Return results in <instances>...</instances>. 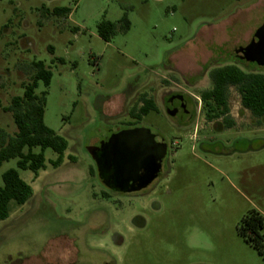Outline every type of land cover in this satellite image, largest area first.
I'll return each mask as SVG.
<instances>
[{"label": "rangeland", "instance_id": "rangeland-1", "mask_svg": "<svg viewBox=\"0 0 264 264\" xmlns=\"http://www.w3.org/2000/svg\"><path fill=\"white\" fill-rule=\"evenodd\" d=\"M58 7L71 16L54 14ZM237 14L245 20L233 21ZM103 19L117 24L109 41L98 34ZM263 22L264 0H0V126L18 130L3 107L23 95L42 60L53 74L36 89L48 92L45 123L68 142L58 167L52 148L37 173L19 169L18 158L0 167V185L15 168L33 189L0 220V264H264L258 236L239 232L244 217L264 215V118L232 88L235 126L226 128L207 120L200 97L213 67L264 72L236 56ZM177 93L197 104L190 127L167 112ZM145 94L158 111L133 117ZM136 128L162 135L167 147L145 197L109 190L108 150L91 151Z\"/></svg>", "mask_w": 264, "mask_h": 264}, {"label": "trees", "instance_id": "trees-1", "mask_svg": "<svg viewBox=\"0 0 264 264\" xmlns=\"http://www.w3.org/2000/svg\"><path fill=\"white\" fill-rule=\"evenodd\" d=\"M72 12L69 7H58L54 14L67 15ZM122 21L125 31L130 28V21L125 13ZM101 38L109 41L117 32V24L103 19L97 25ZM53 51L54 48L50 47ZM240 60V59H238ZM64 62L63 58L59 59ZM257 66L255 63H253ZM34 73L30 80L23 84V95L12 98L11 104L3 107L5 111L13 114L17 131L11 135L0 126V167L5 161L18 158L19 169H30L38 172L45 167V153L47 148H52L58 153V158L53 165L58 167L63 162V155L67 149V140L45 123L47 105V90L41 94L36 92L40 82L46 87L51 83L52 71L42 60L33 61ZM212 82L211 88L201 92V99L208 121L223 119L224 126L230 128L235 125V120L229 115L230 96L232 88H236L241 95V103L245 109L257 118H264V72L260 69H244L237 64H224L213 67L209 71ZM142 105L134 106L131 110L133 117H142L150 111H158V106L152 97L147 94L140 98ZM40 147L41 152H33V148ZM28 149L27 152L25 149ZM3 184L0 185V220L9 216L11 201L19 204L26 202L33 194L32 186L27 183L15 168L8 169L2 175ZM252 219L249 229L244 227L248 217H244L239 232L248 238L252 235L260 237V230L264 227V215Z\"/></svg>", "mask_w": 264, "mask_h": 264}, {"label": "water", "instance_id": "water-1", "mask_svg": "<svg viewBox=\"0 0 264 264\" xmlns=\"http://www.w3.org/2000/svg\"><path fill=\"white\" fill-rule=\"evenodd\" d=\"M237 52L241 54V59L264 66V22L250 43ZM105 140L91 146V151L94 153L102 147L107 148L105 174L110 176L112 188L137 190L149 185L160 173L162 161L167 154L162 135L153 134L146 128H136L120 131L108 144H105Z\"/></svg>", "mask_w": 264, "mask_h": 264}, {"label": "flooded vegetation", "instance_id": "flooded-vegetation-1", "mask_svg": "<svg viewBox=\"0 0 264 264\" xmlns=\"http://www.w3.org/2000/svg\"><path fill=\"white\" fill-rule=\"evenodd\" d=\"M240 55L241 54L236 51L237 58L240 60H243V59H241ZM260 67H262V66H260ZM196 106H197L196 102H193L190 98H187L185 95L180 94V93L171 95L167 100V112L168 111L174 112L173 115H171V114L170 115L172 117H179L180 123L186 128L190 127L196 120ZM219 120H221V119H215L213 121H219ZM222 122H223V119H222ZM234 126L235 125H233L230 128H233ZM105 141H106L105 144H108L110 140L107 138ZM97 153H98V151L97 152L95 151L93 153V156H95ZM165 157H164V159H165ZM162 170H163V164H162V168H161V171L158 174V176L149 185H147L146 187L137 189V190H120V189L112 188L110 185V176L108 174H104L103 182H104L105 186L108 187L109 190H111V191L119 192L122 194L135 193L137 195H141V196L145 197V196L149 195L150 192L153 191L152 189H150V186L155 182V180H157L158 178H160L162 176ZM257 214H262V213L255 212L252 216L248 217L247 221H245L244 227L246 229H249L250 224L252 223L251 220L254 219L255 217H257L258 216ZM260 235L261 236L258 237L257 239H253V245L255 248H257L259 253L264 257V232L261 231Z\"/></svg>", "mask_w": 264, "mask_h": 264}, {"label": "crops", "instance_id": "crops-1", "mask_svg": "<svg viewBox=\"0 0 264 264\" xmlns=\"http://www.w3.org/2000/svg\"><path fill=\"white\" fill-rule=\"evenodd\" d=\"M254 4V3H253ZM253 4L251 5V6H253ZM250 7H248L247 9H249ZM71 16V13L69 14V16H68V18ZM237 17V19H235ZM245 17V16H244ZM244 17H239V14H237V15H235V16H233V18H232V20L233 21H236V22H239L240 23V21H244L245 20V18ZM233 27H236V26H238L237 25V23L236 24H233L232 25ZM25 39H26V37H25ZM26 41H27V39H26ZM28 42V41H27Z\"/></svg>", "mask_w": 264, "mask_h": 264}]
</instances>
